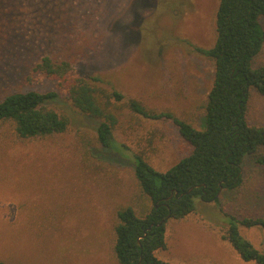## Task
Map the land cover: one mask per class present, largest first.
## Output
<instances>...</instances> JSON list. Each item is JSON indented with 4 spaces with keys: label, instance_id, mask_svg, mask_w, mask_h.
I'll return each instance as SVG.
<instances>
[{
    "label": "rangeland",
    "instance_id": "obj_1",
    "mask_svg": "<svg viewBox=\"0 0 264 264\" xmlns=\"http://www.w3.org/2000/svg\"><path fill=\"white\" fill-rule=\"evenodd\" d=\"M218 0H0V99L14 91L57 90L33 72L41 57L68 60L75 73L100 86L169 112L200 129L213 81V61L196 48L215 40ZM264 29V19L260 20ZM264 66V43L252 62ZM123 104H117L121 107ZM48 107L69 119L65 133L17 137L0 126V262L5 264H117L112 251L116 211L148 201L129 160L95 143L97 122L59 95ZM115 140L164 171L190 146L169 119L121 112ZM251 125L264 127V96L249 90ZM264 154V145L255 155ZM247 157L242 185L219 203L195 200L181 220L168 219L169 264H254L223 238L228 218H264V165ZM144 208V207H143ZM264 253V230L239 227Z\"/></svg>",
    "mask_w": 264,
    "mask_h": 264
},
{
    "label": "trees",
    "instance_id": "obj_2",
    "mask_svg": "<svg viewBox=\"0 0 264 264\" xmlns=\"http://www.w3.org/2000/svg\"><path fill=\"white\" fill-rule=\"evenodd\" d=\"M261 19L264 0H218L214 43L210 48H196L213 61L214 70L200 129L169 112L149 110L117 90L103 88L96 77L76 75L68 60L47 56L32 71L55 80L58 91H14L0 99V126L7 122L17 137L27 139L68 130V117L48 107L62 95L80 114L97 122V145L129 160L149 203L139 212L129 205L116 211L112 251L117 264H169L156 256L166 247L167 220L188 216L195 210L196 199L219 203L223 192L236 191L242 185L244 160L256 156L258 147L264 145V127L249 124L246 117L249 90L264 96V66H252L264 43ZM122 111L149 120H171L190 146L189 154L164 171L153 168L141 152L126 154L129 148L114 136ZM255 162L264 165V154L256 156ZM226 218L223 238L239 258L264 264V253L239 232V227L264 230V218Z\"/></svg>",
    "mask_w": 264,
    "mask_h": 264
}]
</instances>
